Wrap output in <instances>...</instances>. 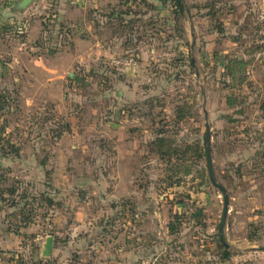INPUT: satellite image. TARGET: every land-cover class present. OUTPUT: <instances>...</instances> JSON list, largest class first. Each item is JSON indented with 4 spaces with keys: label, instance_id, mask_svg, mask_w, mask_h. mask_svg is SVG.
<instances>
[{
    "label": "rangeland",
    "instance_id": "rangeland-1",
    "mask_svg": "<svg viewBox=\"0 0 264 264\" xmlns=\"http://www.w3.org/2000/svg\"><path fill=\"white\" fill-rule=\"evenodd\" d=\"M127 2L123 27L111 31L119 50L71 65L49 100L27 103L22 89L11 91V78L1 82L0 201L18 210L20 219L9 223L21 230L19 251L0 253V264H99L98 254L122 263L113 249L124 232L130 264H264L257 2L181 0L178 15L175 0ZM242 4L251 10L245 30ZM15 36H2L3 56ZM125 56L134 58L132 67L111 63ZM206 123L212 171L229 200L226 260L218 237L222 196L207 156L196 158V145L206 149ZM80 206L82 221L75 219ZM106 210L116 212L111 224L100 215ZM48 236L52 249L42 256Z\"/></svg>",
    "mask_w": 264,
    "mask_h": 264
},
{
    "label": "crops",
    "instance_id": "crops-1",
    "mask_svg": "<svg viewBox=\"0 0 264 264\" xmlns=\"http://www.w3.org/2000/svg\"><path fill=\"white\" fill-rule=\"evenodd\" d=\"M18 1L0 0V48H2L3 35H16V39H11L16 41L10 42L14 45L10 52L6 56L2 55V50L0 52V85H3L4 83L1 82L6 81L8 77L11 78V91L18 94V90L22 89L27 103L33 104L38 96H42L41 99L47 101L52 94L56 95L59 90H56L55 86L60 83V79L71 65L92 57L111 56L119 50L116 44L117 37L112 36L111 31H114L116 25L118 28L123 27L124 7H130L128 0H37L22 11L17 8ZM250 1L251 5L257 2V0ZM250 11L242 4L240 10L244 21L242 30L246 29L245 24L251 15ZM104 21L113 24L111 30L110 26H105ZM67 26L71 27L68 32L65 28ZM87 31L89 36L85 34ZM64 36H70L68 43ZM106 39L108 42L105 41ZM81 48H85L87 52L82 53ZM128 204V201H123V208L118 212L123 219L128 218V210H125ZM110 207H115L114 202ZM115 213L106 210L100 215L107 218V224H111L117 217ZM86 216L84 206L78 207L75 219L82 221ZM16 218L20 219L18 210L4 206L0 201V253L2 254L10 255L19 251L20 240L17 234L21 229L14 230L9 223ZM120 237L123 241L121 247L117 242V246L113 249L123 254L122 263H117L130 264V253L126 247L130 243L129 232H124ZM93 250L100 252V246L94 245ZM126 252L128 253L125 254ZM98 255L99 264H112L106 260L103 262L100 254Z\"/></svg>",
    "mask_w": 264,
    "mask_h": 264
},
{
    "label": "water",
    "instance_id": "water-1",
    "mask_svg": "<svg viewBox=\"0 0 264 264\" xmlns=\"http://www.w3.org/2000/svg\"><path fill=\"white\" fill-rule=\"evenodd\" d=\"M37 0H19L17 2V8L19 10H25L32 2H35ZM177 6H178V10L179 12L182 14V3L181 0H175ZM206 114H205V118H206ZM205 141H206V156H207V163H208V172H209V177H210V181L213 184V186H215L216 188H218V190L221 193L222 196V208H221V214H220V218H219V225H218V237L219 240L221 242V244L225 247L228 248V243L226 241V237H225V233H224V227H225V222H226V216L228 213V195L226 190L222 187V185H220L214 174L212 171V163H211V155H210V136H209V126L208 123L205 124ZM52 245H53V238L51 236H48L45 238V242L43 244V249L41 251V255L42 256H49L51 249H52ZM262 250H264V248H260Z\"/></svg>",
    "mask_w": 264,
    "mask_h": 264
},
{
    "label": "built area",
    "instance_id": "built-area-1",
    "mask_svg": "<svg viewBox=\"0 0 264 264\" xmlns=\"http://www.w3.org/2000/svg\"><path fill=\"white\" fill-rule=\"evenodd\" d=\"M257 9L255 12L254 28L257 35L256 41L260 48L264 49V0L257 1ZM111 63L115 66L122 68H129L135 64L134 58L125 56L118 58L117 60H111Z\"/></svg>",
    "mask_w": 264,
    "mask_h": 264
},
{
    "label": "trees",
    "instance_id": "trees-1",
    "mask_svg": "<svg viewBox=\"0 0 264 264\" xmlns=\"http://www.w3.org/2000/svg\"><path fill=\"white\" fill-rule=\"evenodd\" d=\"M162 2L164 3L165 2V0H162ZM175 13L178 15L179 14V10H178V6H177V4H176V2H175ZM6 97L5 96H3V95H0V110H3L4 108H5V106H6ZM0 135H1V131H0ZM157 141H158V144L160 145V146H162V145H164L165 143H166V141H165V139L164 138H158L157 139ZM206 142V141H205ZM196 149H197V156H196V158H201L202 156L204 157V156H206V149H204L203 150V152L201 153L200 152V148H199V146L198 145H196ZM207 167H208V163H207ZM220 185H222L221 183H219ZM222 187L224 188V186L222 185ZM225 189V188H224ZM14 190H10L9 192L10 193H12ZM220 247L222 248V259L223 260H226V259H228L229 258V256H230V253L228 252V250H227V248H225L222 244H221V242H220ZM32 262H37V261H32Z\"/></svg>",
    "mask_w": 264,
    "mask_h": 264
}]
</instances>
